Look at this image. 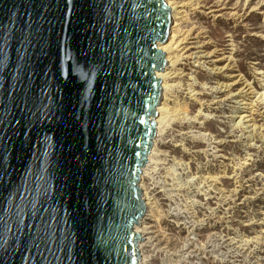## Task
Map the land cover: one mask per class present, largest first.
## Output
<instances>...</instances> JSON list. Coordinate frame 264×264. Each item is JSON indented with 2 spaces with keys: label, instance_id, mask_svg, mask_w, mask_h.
Returning a JSON list of instances; mask_svg holds the SVG:
<instances>
[{
  "label": "water",
  "instance_id": "1",
  "mask_svg": "<svg viewBox=\"0 0 264 264\" xmlns=\"http://www.w3.org/2000/svg\"><path fill=\"white\" fill-rule=\"evenodd\" d=\"M169 11L0 0V264H138Z\"/></svg>",
  "mask_w": 264,
  "mask_h": 264
},
{
  "label": "rangeland",
  "instance_id": "2",
  "mask_svg": "<svg viewBox=\"0 0 264 264\" xmlns=\"http://www.w3.org/2000/svg\"><path fill=\"white\" fill-rule=\"evenodd\" d=\"M194 1L201 8L190 12L183 29L197 36L193 41L201 46V55L223 52L259 91L257 73L264 74V0ZM215 60L201 58L205 65L199 69L192 61L184 68L189 75L171 82L178 90L176 105L185 115L181 122L167 124L162 136L165 146H160L161 138L155 134L152 145L158 140L151 149L156 155L150 157L151 151L144 167L142 189L155 198L158 220L153 226L159 236V244L140 257L146 264H264V103L254 105L251 114L260 126L252 135L254 141L232 118L235 104L228 98L240 86L219 93L221 85L230 82L226 74L212 72L213 66L222 68L227 61L211 62ZM188 89L197 93L195 101L188 99ZM166 173L176 176V182L179 179L180 190L174 195L152 190ZM197 177L215 182L209 195L196 187L203 186L201 179L192 184ZM193 223L195 231L189 228ZM226 239L248 246L237 253L225 247Z\"/></svg>",
  "mask_w": 264,
  "mask_h": 264
},
{
  "label": "bare ground",
  "instance_id": "3",
  "mask_svg": "<svg viewBox=\"0 0 264 264\" xmlns=\"http://www.w3.org/2000/svg\"><path fill=\"white\" fill-rule=\"evenodd\" d=\"M164 3L166 5V7H168L170 9V11H169L170 25H169V28L167 30L166 42L164 44L158 43L157 48L160 52L165 53L164 59L168 64L163 67V73L160 71L156 72V78L161 79V83H160L161 101H160L159 106L156 107V113H158V115L153 119L154 122L156 123L155 134L158 132L156 134V137L161 138L159 140L160 146H165V142L163 141L164 139L162 138V136L166 133L165 129H166L167 124H169L172 121H176V120L181 122L183 115H185V114H183L182 109H180L181 106L179 107L176 105L177 100L175 99L174 94H175V90H177V89H175V84H171V82H173V81L175 82L178 79H183L185 76H188L189 74L185 75V71H184L185 69L184 68L188 64H191L192 61L194 62L195 65L197 64L196 66L199 69L201 67V65L203 66V68L205 65V62L201 63L199 61V60H201V58L211 59L212 57L216 58L215 61H211L214 64H218V63H222V62L227 61V63L225 64L224 67L218 68L216 66H213V69H212L213 73L218 72V73L226 74V77L229 79V82H230L228 84L227 83L222 84L220 87L221 90H219L220 91L219 93H227L228 91H230V89H232L233 86H237V85L240 86V90L238 89L239 92H237L236 94H231L230 97L228 98V101H231L232 103L235 104L234 108H232L233 113H234L232 118H235L238 120V122L236 123V126L238 127V129L241 128L240 130H243L245 132L244 134H247V136H249L247 138H250V139L252 138L254 140V136H252V135H254V133H257L259 131L260 126L257 127L253 123V119H252L251 114L253 112L254 105L264 103V74L263 73H257V80H258V82L260 84V88H261L259 91H257L252 86L253 84H251L250 82L245 80L243 78V76L235 69L234 64H232L233 60L231 61V58L229 59L227 56H225V54L223 52L218 54L215 51L213 54L209 53L210 55H207V57H206V55H201V53H202V50H200L201 46H197V41L195 43L193 41L195 38H197V36L194 37L193 36L194 34L191 31H186L183 29V25L186 23L188 16H190L189 15L190 12L200 9L201 6L199 4H197L194 0H164ZM193 50H195V52H193ZM207 70H209V69H207ZM195 73L196 72L194 71V74ZM177 85H176V87H177ZM189 86L190 85H188V88H189ZM177 88H180V87H177ZM216 89H218V88H216ZM182 93H183V91H182ZM196 94H194V92L192 90L188 89L187 97L189 100L195 101L194 96ZM214 104H217V103L215 102ZM173 105H174V107H172ZM263 107H264V105H263ZM255 113H257V112H255ZM184 122H186V121H184ZM189 128H191V127H189ZM157 140L154 141L153 145H155V142H157ZM153 148L150 150V152L152 151L150 154V157L155 150ZM154 154H155V152H154ZM148 156H149V154H148ZM150 157L148 159H150ZM178 166H180V165H178ZM144 167L147 168L148 166H144ZM146 168H144V170L142 169V173L140 175V181L138 183V187L141 190V194H142L141 200H143L145 211H144L142 218H138L140 221L137 220L136 221L137 225H134V228H133L135 233L140 235V242H137V250L139 251L140 257H142V254H144L147 249L156 247V245L159 244L158 243L159 242V240H158L159 236H158V234H157V232L153 226L154 225L153 223L158 220L157 219L158 218V214H157L158 212H157L156 201H155L154 197H150L149 194L144 193L143 189H142V187H143L142 186V182H143L142 180L146 176L145 175V169ZM238 169H240V168H238ZM173 170H175V168ZM169 171H171V170H169ZM175 177H173V175L172 174L170 175L169 173L168 174L166 173V175L164 174V176H160V179L157 180V182L153 184L152 190L156 191V189H159V190H161V192L166 191L168 194L174 195V192H177L180 190L179 186L176 184V183L179 184V182H178L179 179L176 182ZM199 179H201V180H199ZM196 180H199V182L203 181L202 182L203 186L199 185L196 187H201L200 189H202V191L204 190L205 194L209 195L210 194L209 192H211V190L215 187V182L212 181V179H209L206 177L205 178L204 177H197V179H195L193 181L191 180L193 182L192 184H194L196 182ZM215 180H217V179H215ZM184 181H186V180H184ZM187 183H188V180H187ZM189 184L191 185V183H189ZM185 187H188V186H185ZM184 189H182V190H184ZM182 190L180 192H182ZM169 199H170V197H169ZM189 228L192 231L196 230V226L194 223L190 224ZM226 244H227V246L224 245L226 248L228 247V249H230L231 251L237 252V253L241 252V250L243 251L244 248L246 246H248V243L247 244L245 243V245H242V244H239L238 242L231 241V240H227ZM139 261H140V259L138 260V264H146V261L143 259L140 262Z\"/></svg>",
  "mask_w": 264,
  "mask_h": 264
}]
</instances>
